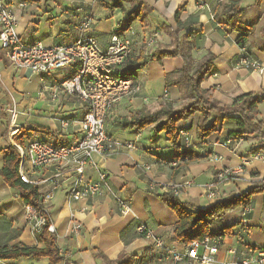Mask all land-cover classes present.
Wrapping results in <instances>:
<instances>
[{
  "label": "crops",
  "instance_id": "0c3cea01",
  "mask_svg": "<svg viewBox=\"0 0 264 264\" xmlns=\"http://www.w3.org/2000/svg\"><path fill=\"white\" fill-rule=\"evenodd\" d=\"M7 1L19 19L17 32L25 44L41 41L46 46L69 45L82 36H94L105 49L112 36L119 34L133 41L136 57L142 52L147 57L159 46L171 44L165 27L177 31L179 12L182 23L196 24L181 32L190 37L195 60H202L209 53L215 57L213 73L202 83V88L224 106H231L242 95L253 94L264 99V73L247 70L239 63L237 42L245 33L247 48L264 68V1L256 6L257 0H136L148 4L154 11L147 26L135 22L130 27L125 24L126 13L136 4L128 1L122 2V8L114 9H108L106 5L112 6L117 0ZM229 3L247 9L241 19V31H233L227 25L223 10ZM86 15H91L95 23L88 33L82 34L79 24ZM155 36V44H149ZM182 67L180 58H166L161 62H149L136 71L133 80L140 83L141 91L122 101L116 115L106 119L107 132L114 140L132 142L135 147L115 148L110 154L95 155L93 163L86 168V177L93 182L99 180L100 172L107 173V187L101 196L73 201L70 198L73 181L70 165L55 163L33 171L26 164L29 181L37 183L52 178L48 183L37 185L40 195L58 185L49 202L56 244L63 257L58 264H201L194 260L173 262L166 251L156 248L154 239H148L138 231L143 223L156 238L165 242L167 248L183 246L175 238L178 216L159 198L165 192L153 190L152 184L193 180L194 185L184 189L178 198L193 208L205 209L222 198L249 190L256 182H264V161L252 160L247 166L242 163L246 157L264 153V139L246 134L239 143L225 146V140L230 138L229 132L234 128L231 121H218V132L204 141L198 139L197 128L202 121L199 113L189 122L181 123L180 127L191 141L189 150L176 149L166 133L156 135L151 127L141 132L118 127L120 118L132 116L142 108L154 111L166 104H172L176 109L185 106L178 88L166 87V75ZM75 71L76 65L55 75H36L29 70L15 69L1 54L0 170L5 162L2 151L14 141L8 132L9 110L14 104L19 112L18 120L22 117L20 124L18 120L17 123L22 127L18 135L22 137L24 148L32 139L62 144L80 138L79 123L85 115L84 106L76 97L63 93L58 94L56 102L51 101L52 95L59 91V85ZM259 110L264 121V102L259 105ZM61 119L72 121V137L59 134ZM214 154L223 156L224 160L212 162ZM234 167L243 168L238 178L217 179L219 171ZM212 183L215 184L214 200L209 198L206 189ZM118 199L129 204L132 209L129 215H121ZM74 223L82 226L77 234L71 232ZM225 227L232 228L230 234L224 236L216 264H238L243 256L264 248V194L255 195L247 209L230 212L223 222L214 226L217 231ZM21 246L45 247L27 224L20 192L8 186L0 176V249ZM232 249L236 254L230 253ZM0 264L51 263L48 258L30 257L0 260Z\"/></svg>",
  "mask_w": 264,
  "mask_h": 264
},
{
  "label": "built area",
  "instance_id": "2783aa9c",
  "mask_svg": "<svg viewBox=\"0 0 264 264\" xmlns=\"http://www.w3.org/2000/svg\"><path fill=\"white\" fill-rule=\"evenodd\" d=\"M203 4V3H201ZM95 23L91 15H86L79 24L82 34L88 33ZM19 19L7 0H0V56L3 53L10 65L18 70H29L36 75H55L56 73L76 65L74 75L63 81L58 92L52 95L51 101L58 100V94L63 93L76 97L85 108V115L80 124V138L69 139L62 144H51L39 139H32L27 148L13 141V145L19 151L20 176L30 184H45L52 180L45 179L34 183L29 181L26 174V164L33 171L42 170L44 167L64 163L70 165L73 170V181L70 186V198L73 201H85L99 197L107 187L108 175L100 172L99 180L93 182L86 177V168L93 163L95 155L110 154L115 148L132 149V142L114 140L107 132L106 119L118 103L125 98L134 97L141 91V85L124 77L126 64L134 52V44L130 38L114 34L105 49L99 45L94 36H82L69 45L46 46L41 41L25 44L21 41L17 32ZM151 44V43H150ZM239 46V45H238ZM239 63L247 70L264 73L262 65L253 58L246 47L239 46ZM167 97V94H165ZM11 121L8 128L10 137L21 132V125L17 123L19 112L16 105L9 110ZM29 115V114H26ZM72 121L60 120L59 134L72 137L70 131ZM180 137L186 147H190L191 141L185 130L180 131ZM241 139L225 140V146L239 143ZM223 156L214 154L211 161L222 162ZM252 160L264 161V153L258 152L242 160L243 166H247ZM243 172L242 167L229 168L219 171L217 179H236ZM58 174L57 177H60ZM56 178V177H55ZM194 185L193 180H185L182 183L162 184L154 182L152 189H161L165 193L180 196L184 189ZM215 184H209L206 189L210 199L214 200L216 194ZM58 185L55 184L47 194L40 195V205L25 204L27 224L36 235L45 229L56 235V228L51 222L49 202L53 199ZM118 209L122 216L132 212L129 204L118 199ZM80 223H74L71 232L77 234L81 231ZM138 231L148 239H154L158 250L166 251L175 263H184L194 260L201 264H216L217 255L224 242V236H205L193 240L182 247L167 248L163 240L154 236L145 224L141 223ZM236 254V250H230ZM238 264H264V250L252 251L243 256Z\"/></svg>",
  "mask_w": 264,
  "mask_h": 264
},
{
  "label": "trees",
  "instance_id": "16d2710c",
  "mask_svg": "<svg viewBox=\"0 0 264 264\" xmlns=\"http://www.w3.org/2000/svg\"><path fill=\"white\" fill-rule=\"evenodd\" d=\"M124 1L131 2L133 5L136 4L131 11L126 13V26L130 27L135 22L147 26L154 9L146 3H139L136 0H117L112 6L106 5V7L108 9L122 8ZM263 1L257 0L256 6ZM246 11V8H241L237 3H229L224 7L223 13L231 30L241 31L243 25L241 19ZM176 20L177 31L173 32L170 27H165L166 32L172 37V43L169 46H159L147 57H144V52L138 57L134 56L133 53L123 69V75L125 78L133 80L136 71L146 67L149 62H161L166 58H180L183 61V67L166 75V87L178 88L181 99L187 102L186 105L176 109L172 104H166L154 111L142 108L132 116L120 118L117 123L118 127L136 132L151 127L156 135L166 133L170 144L176 149L189 150L191 146L186 147L180 137L182 130L180 124L189 122L195 114L199 113L202 121L197 132L198 139L202 141L218 132V121L234 123V128L229 132L230 139H241L246 134H254L258 138L264 139V121L260 118L259 110V105L264 102V99L253 94L242 95L231 106L221 105L213 99L209 91L202 88V83L213 73L215 57L209 53L202 60L196 61L193 56V43L190 41V37L181 35L183 30H188L196 24L191 21L182 23L179 12ZM246 37L245 33L239 37L237 42L240 47L247 48ZM247 50L249 51L248 48ZM13 139L23 145L21 135H15ZM2 153L5 159L4 167L0 170L2 179L8 186L20 192L25 204L39 206L41 202L39 188L37 185L25 182L20 176L21 156L19 151L11 144ZM258 194H264V182H256L249 190L222 198L205 209L193 208L172 193H165L159 198L178 216L179 222L175 230L176 240L182 244H189L193 240L205 236L229 235V230L232 227H225L217 231L214 226L218 222H223L230 212L247 209L251 205L253 197ZM39 241L45 245L43 249L26 246L13 249L2 248L0 249V260L8 261L33 257L35 259L48 258L51 264H58L63 261L56 244L57 237L55 234H51L45 229L39 234ZM262 249L264 250V248Z\"/></svg>",
  "mask_w": 264,
  "mask_h": 264
},
{
  "label": "rangeland",
  "instance_id": "374dc122",
  "mask_svg": "<svg viewBox=\"0 0 264 264\" xmlns=\"http://www.w3.org/2000/svg\"><path fill=\"white\" fill-rule=\"evenodd\" d=\"M167 34H168V32H167ZM168 35H169V34H168ZM169 36H170V35H169ZM170 37H171V36H170ZM156 40H157V36L151 38L150 41H149V44H150V43H151L152 45L155 44ZM171 43H172V37H171ZM130 98H132V97H130ZM130 98H125L124 100L130 99ZM124 100H123V101H124ZM181 100H182V99H181ZM182 101H183V100H182ZM121 102H122V101H121ZM121 102H120V103H121ZM120 103H118L117 105H115L114 109H113L112 111H110V113H108V115H107V116H108L107 119L110 118V117H112V115H116L115 113L117 112V106H118ZM186 103H187V102L184 101V104H185V105H186ZM21 121H22V117L19 118L18 123L20 124ZM184 182H185V181H184ZM181 194H182V193H181Z\"/></svg>",
  "mask_w": 264,
  "mask_h": 264
}]
</instances>
